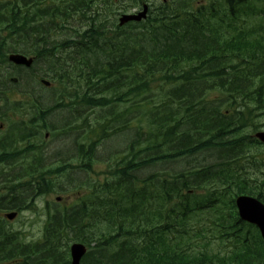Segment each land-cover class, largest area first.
Here are the masks:
<instances>
[{
	"label": "trees",
	"instance_id": "1",
	"mask_svg": "<svg viewBox=\"0 0 264 264\" xmlns=\"http://www.w3.org/2000/svg\"><path fill=\"white\" fill-rule=\"evenodd\" d=\"M106 1H100L104 9L119 2L120 12L145 2ZM252 1L259 5L247 7ZM260 1L226 0L224 8L210 3L178 6L168 0L149 12L140 31L90 26L84 31L72 29L69 38L55 42L50 41L54 34L69 19L84 18L96 1L0 3V24L5 15L12 17L11 31L17 33L21 50L45 59V76L57 89L53 106L41 104L48 105L49 100H37L38 124H47L48 113L59 107L80 103L100 109L95 123L84 121L89 142L77 145L75 157L82 160L78 168L86 171H91V155L104 137L121 133L125 145L122 156L111 159L106 177L84 183L71 203L47 208L41 242L22 244L20 233L7 230L0 219V264H71V240L88 247L80 264H264L258 231L238 219L233 196L218 188L232 184L235 194L256 195L264 201L260 187L264 180L259 185L241 172L248 162L256 169L264 162L250 157L249 145L259 142L244 134L250 124L257 125L256 112L264 111V4ZM22 6L27 9L22 11ZM251 14L257 16V23H249L246 17ZM32 21L37 25L31 31ZM5 55L0 52L3 60ZM23 151L2 149L6 154H0V177L11 183L24 174L34 175L31 198L54 191L65 163L43 174L39 161L29 165L31 171H8ZM201 153H206L203 161L195 158L193 164L178 167L180 161ZM208 159L212 163H206ZM161 164H171L172 171H146ZM142 167L147 174L139 173ZM18 189L14 184L12 190ZM4 199L11 210L27 207L20 196ZM12 199L21 201L12 204ZM244 226L249 230L244 231ZM214 240L231 243V249H212Z\"/></svg>",
	"mask_w": 264,
	"mask_h": 264
},
{
	"label": "rangeland",
	"instance_id": "2",
	"mask_svg": "<svg viewBox=\"0 0 264 264\" xmlns=\"http://www.w3.org/2000/svg\"><path fill=\"white\" fill-rule=\"evenodd\" d=\"M214 1L219 2L220 0H214ZM145 2L151 7V9L152 8L155 9L156 7H159L161 3H164L162 2V0H145ZM199 2L200 4H209L211 0H173V4L177 3L178 6L186 5L187 7L195 6V4ZM220 2L221 3L224 2L226 4L225 1H220ZM121 3L127 4L123 2ZM260 4L263 5L264 1H260ZM256 5L258 6L259 2H250L247 4V7L253 8ZM118 8H119V2L117 3V5L112 6V9H109L107 11L102 6L93 3L90 7V11L86 13L87 19L80 20L79 18H76V17L73 20L69 19L70 27L64 26L62 31L56 32L54 34L53 40L59 41L64 38H69L67 36L73 33L72 29L84 31L86 28L92 26L91 24H95V28H99L98 26L99 24L105 23L102 30L103 29L109 30L113 28L110 26L111 23H113L116 17H118L117 13L120 12L118 11ZM130 8L131 7L126 8L124 13L131 12L132 9ZM108 11H111V12H108ZM256 17L257 16H252L251 14L246 18L248 19L249 23L251 22L257 23L259 19ZM91 19L95 21L93 22L91 21ZM140 29H141L140 26H130V27L127 26V28H125L124 31L137 32ZM128 33H131V32H128ZM99 44H101V42ZM21 48L22 47L20 45L16 44L15 48H11L10 50H21ZM9 53L10 52H7V54ZM62 53L64 54V51ZM44 60H45L44 58H43V61L42 59L37 60L33 64V66L30 68L16 66L10 62H7L6 60L2 61L3 63L0 64V81L4 78L6 79L3 88L7 91L9 95H11L13 100L18 99V97H21L22 95L28 94L32 98V102L35 103L36 105H38L37 100L39 98L40 99L43 98V99L50 101V102L48 101L49 103L48 105H46L45 103L41 101V104L44 107L53 106L56 103L58 99V96L56 93L57 89L54 88L53 85H50V87H45L40 82V80L44 78L48 80L50 83H53V80L50 77L45 76ZM75 67L79 69L80 66L78 64H75ZM81 68L83 67L81 66ZM12 77L17 78V82L15 83L12 82L11 81ZM79 104H74V106L72 105L69 108L61 107L55 111L54 109L51 110L48 113V119H49L47 122L49 126L48 129L41 132L40 138L37 137L35 139L37 140L38 145L40 146V149H38L33 154H29L32 157L31 165L35 166L36 161L40 162V164H38L39 166L37 167H39V170L42 172V174L43 172L45 173L51 168H54L56 166H59L62 163H65V165L67 166L66 171L64 172V174L62 173L55 178V182H56L55 190L39 195L35 199H33V197L31 198L32 196L31 192L33 191L32 189L28 188L26 185L29 183L35 182L34 175H33L34 178H30V176L21 177V178L13 180V182L11 183L7 179H5L4 181V183L7 185L4 188L5 190H9V191L12 190L14 184H17V186L18 185L22 186L21 190L23 191H20L21 192L20 194H23L22 198L25 201L22 200V202L26 203L27 205L26 209L18 212V215L16 216V218L12 221H6L2 217L3 213L8 211L7 209H2L3 211L0 210V217L2 218L4 222V226L7 228V230L12 231V232H20V237L23 238L24 242H34V241H38L41 239L43 225L46 220L47 207L49 205L55 204L54 199L56 196L59 195V196H62L63 198H68L67 202H71L72 200L75 199V196L78 193H80L79 187H81L84 183H87L91 179L102 180L104 177H106V172L109 168V165L112 163L111 159L113 157L122 156L121 152H123L125 148L124 147L125 145L123 142L124 135L119 133L120 135L115 134V135H112L110 137H107L97 142L93 150V153L91 155V158L93 160V163L91 165V171H86V170L78 168L79 165L82 163V160L79 159L78 161H75L76 159L75 156L78 155L77 145L81 143L83 144V143L89 142L88 140L85 139L87 130L84 127V121L86 120L88 124L93 123L96 116L99 115L101 112L99 109H91V108L85 107L83 104H80V105ZM66 122L69 123L68 127H64ZM254 122L257 123L255 127L250 124L248 127L244 129L245 135H252L257 130H264V111L259 110L256 112ZM61 125L64 128H61ZM69 128H71L70 129L71 131L69 130ZM62 129H65L67 131L63 132ZM49 130H52L51 134L49 133ZM45 132H48L47 137L44 136ZM248 148H249L248 149L249 154L256 155V153H260V156L264 158V146L263 145L256 146L254 145V143H252L249 145ZM216 149L220 151V148H216ZM205 154L206 153H203V154L201 153L200 155L197 154L195 156L186 158V160L180 161L178 163L179 164L178 167L183 168V167L193 164V161L195 158H198V161H203L205 159L204 158ZM34 155L39 156V159L36 160L34 158ZM24 163H25L24 160H22L21 162H18V164L15 163V165L12 166L11 168L8 167V171L17 172V170L20 171L21 169H23V167L27 168L30 165V164H24ZM206 163H212V160L210 161L208 159L206 160ZM252 165L253 164L250 162L246 163V165L244 166L245 170L241 172L244 174H247L250 178L255 179L257 181V184L261 185L260 182L264 180V176H263L264 162H262L260 169H256ZM32 169H36V168L33 167ZM161 169L168 171V172L172 171L171 164H164V165L161 164V165H156L155 167L147 170V172L159 171ZM233 169L234 171L236 170V167L234 165H233ZM143 170H146V168L143 167V169H140L139 173H144L145 171ZM146 174H143V175H146ZM45 175L47 176V174ZM257 187L259 186L257 185ZM260 187L264 189V187L262 186ZM218 188L220 190H226L233 197L236 195L235 194L236 191L233 188L232 184L230 185L219 184ZM2 192L4 191L0 190V193ZM15 192H19V191L15 190ZM18 201H21V200L17 199L14 201V203ZM7 206H8L7 202H4V203L0 202V207L5 208ZM246 230L247 229H244V231ZM211 248L215 250H218V249L219 250H224V249L230 250L231 243L225 242V244H222L221 242H217L214 240L212 242Z\"/></svg>",
	"mask_w": 264,
	"mask_h": 264
},
{
	"label": "flooded vegetation",
	"instance_id": "3",
	"mask_svg": "<svg viewBox=\"0 0 264 264\" xmlns=\"http://www.w3.org/2000/svg\"><path fill=\"white\" fill-rule=\"evenodd\" d=\"M25 8L26 7H24V9ZM29 97V95H22L21 97H18V99L13 100L11 95L9 94H7V99H5L4 95L0 96V147L12 148L18 145H22L25 148H29L36 145L37 141L35 139L37 137L35 133L36 126L34 118L32 117L33 110L31 108H26V106L29 107L31 103ZM33 105H35V103ZM19 106H21L22 109H17ZM14 107L16 110L14 109ZM1 154L6 153L1 152Z\"/></svg>",
	"mask_w": 264,
	"mask_h": 264
},
{
	"label": "water",
	"instance_id": "4",
	"mask_svg": "<svg viewBox=\"0 0 264 264\" xmlns=\"http://www.w3.org/2000/svg\"><path fill=\"white\" fill-rule=\"evenodd\" d=\"M148 7L143 5L140 12L136 14H125L120 18V24L127 22L129 20L139 21L146 17ZM9 59L15 63H22L25 65H30L32 59L25 58L21 55H11ZM47 84V82H44ZM261 141L264 142V131L257 132L255 134ZM236 205L239 211V215L243 220L256 224L261 232L262 238L264 239V204H262L258 199L249 196H239L236 198ZM15 213L7 214V217L12 219ZM86 248L80 243H74L70 247V254L72 264H79L81 257L84 255Z\"/></svg>",
	"mask_w": 264,
	"mask_h": 264
},
{
	"label": "bare ground",
	"instance_id": "5",
	"mask_svg": "<svg viewBox=\"0 0 264 264\" xmlns=\"http://www.w3.org/2000/svg\"><path fill=\"white\" fill-rule=\"evenodd\" d=\"M104 33V32H103ZM180 33V32H179ZM41 34V33H40ZM46 34V33H45ZM102 36V35H101ZM104 39V38H103ZM81 46V45H80ZM107 47V46H106ZM84 48V47H83ZM100 49V48H99ZM106 50V49H105ZM51 51V50H50ZM101 51V50H100ZM107 51V50H106ZM133 51V50H132ZM71 52V51H70ZM69 53V52H68ZM70 54V53H69ZM79 54V53H78ZM105 54V53H104ZM107 54V53H106ZM103 55V54H102ZM70 57V56H69ZM76 57V56H75ZM58 58V57H57ZM64 58V57H63ZM76 60V59H75ZM66 61H68V60H66ZM75 64V63H74ZM73 67V66H72ZM154 67V66H153ZM83 69V68H82ZM158 70V69H157ZM55 73V72H54ZM83 74V73H82ZM89 74V73H88ZM140 75V74H139ZM49 76V75H48ZM96 77V76H95ZM129 77V76H128ZM59 78V77H58ZM76 78V77H75ZM85 78V77H84ZM179 78V77H178ZM64 79V78H63ZM122 83V82H121ZM172 84H175V82L174 83H172ZM38 86V85H37ZM69 86V85H68ZM80 86V85H79ZM85 86V85H84ZM70 87V86H69ZM78 88V87H77ZM91 89V88H90ZM71 90H73V89H71ZM79 91H81V90H79ZM106 91V90H105ZM96 93V92H95ZM94 94V93H93ZM167 94V93H166ZM28 95V94H27ZM92 95V94H91ZM116 95V94H115ZM30 96V95H29ZM34 96V95H33ZM63 96V95H62ZM113 96V95H112ZM39 97V96H38ZM71 97V96H70ZM40 99V98H39ZM164 100V99H163ZM167 100V99H166ZM161 101V100H160ZM181 101H184V100H181ZM114 102H116V101H114ZM173 102V101H172ZM166 104V103H165ZM172 104V103H171ZM183 104V103H182ZM8 106V105H7ZM57 106H59V105H57ZM82 106V105H81ZM94 107V106H93ZM107 107H108V104H107ZM159 107V106H158ZM161 107V106H160ZM193 107V106H192ZM60 108V107H59ZM130 108V107H129ZM156 108V107H155ZM179 108V107H178ZM13 109V108H12ZM14 109H15V107H14ZM18 109H19V107H18ZM16 110V109H15ZM20 110V109H19ZM100 110V109H99ZM189 111H191V110H189ZM21 112V111H20ZM124 112V111H123ZM135 112V111H134ZM133 112V113H134ZM206 112V111H205ZM7 113V112H6ZM105 113V112H104ZM125 113V112H124ZM123 113V114H124ZM127 113V112H126ZM180 113V112H179ZM185 113H187V112H185ZM204 113V112H203ZM178 114V113H177ZM183 114H184V112H183ZM208 114V113H207ZM128 115V114H127ZM202 115V114H201ZM200 115V116H201ZM1 116V115H0ZM3 116H4V113H3ZM116 116V115H115ZM124 116V115H123ZM24 117V116H23ZM194 117V116H193ZM78 118V117H77ZM119 118V117H118ZM185 118V117H184ZM116 119V118H115ZM115 119H114V121H115ZM175 119V118H174ZM41 120V119H40ZM179 120V119H178ZM189 120V119H188ZM75 121H76V119H75ZM110 121V120H109ZM117 122H118V119L116 120ZM180 121V120H179ZM186 121V120H185ZM198 121V120H197ZM39 122V121H38ZM73 122V121H72ZM112 122V121H111ZM95 123V122H94ZM108 123H110V122H108ZM180 123V122H179ZM182 123H183V121H182ZM232 123H235V122H233L232 121ZM23 124V123H22ZM45 124V123H44ZM68 122H66L65 123V126L64 127H68ZM181 124V123H180ZM26 125V124H25ZM62 125H64V124H62ZM61 125V128H64L63 126ZM106 125V124H105ZM232 124H230V126H231ZM91 126V125H90ZM163 126V125H162ZM174 126V125H173ZM57 127V126H56ZM59 127V126H58ZM108 127V126H107ZM125 127H127V126H125ZM129 127V126H128ZM228 127V126H227ZM28 128V127H27ZM176 128H177V125H176ZM179 128V127H178ZM57 129V128H56ZM59 129V128H58ZM66 129V128H65ZM65 129H62V131L63 132H65V131H67V130H65ZM75 129V128H74ZM127 129H129V128H127ZM21 130V129H20ZM61 130V129H60ZM70 130V129H69ZM115 130V129H114ZM119 130V129H118ZM133 130V129H132ZM173 130H175L174 128H173ZM212 130V129H211ZM230 130V129H229ZM71 131V130H70ZM94 131V130H93ZM116 132V131H115ZM119 132V131H118ZM197 132H198V130H197ZM233 132V131H232ZM67 133V132H66ZM132 133V132H131ZM171 133H172V131H171ZM226 133H228V132H226ZM112 134V133H111ZM114 134V133H113ZM112 134V135H113ZM140 135H142V134H140ZM228 135H230V134H228ZM104 136V135H103ZM136 136V135H135ZM179 136V135H178ZM217 136V135H216ZM227 136V135H226ZM102 137V136H101ZM219 137V136H218ZM223 137V136H222ZM31 138V137H30ZM104 138H106V137H104ZM157 138V137H156ZM175 138V137H174ZM173 138V139H174ZM177 138V137H176ZM23 139V138H22ZM25 139V138H24ZM217 139V138H216ZM99 140V139H98ZM175 140V139H174ZM210 140H212V139H210ZM20 141H21V139H20ZM28 141V140H27ZM167 141V140H166ZM165 141V142H166ZM173 141V140H172ZM13 143V142H12ZM15 143V142H14ZM27 143V142H26ZM162 143H164V142H162ZM168 143H170V142H168ZM10 144V143H9ZM17 144V143H16ZM214 144V143H213ZM213 144H211V145H213ZM231 144V143H230ZM208 145H210V144H208ZM215 145V144H214ZM224 145V144H223ZM233 145V144H232ZM204 146V145H203ZM4 147H5V145H4ZM180 147V146H179ZM0 148H2V147H0ZM198 148V147H197ZM205 148H206V146H205ZM207 148H210V147H208L207 146ZM6 150L7 148H3V150ZM10 149V148H9ZM207 150V149H206ZM89 152V151H88ZM191 153H193V152H191ZM17 154V153H16ZM21 154V153H20ZM45 154V153H44ZM185 154H186V152H185ZM187 154H188V152H187ZM18 155V154H17ZM60 155V154H59ZM58 155V156H59ZM175 155V154H174ZM181 155H182V153H181ZM213 155V154H212ZM100 156V155H99ZM173 156V155H172ZM14 157H16V156H14ZM85 157V156H84ZM101 157V156H100ZM110 157H112V156H110ZM109 157V158H110ZM169 157H171V156H169ZM173 157H178L177 155H175V156H173ZM54 158V157H53ZM136 158V157H135ZM164 158H166V157H164ZM104 159V158H103ZM157 159H159V158H157ZM161 159V158H160ZM211 159V158H210ZM214 159V158H213ZM134 159H132V161H133ZM156 160V159H155ZM122 161V160H121ZM149 161V160H148ZM152 161V160H151ZM151 161H150V163H151ZM157 161V160H156ZM211 161V160H210ZM132 163V162H131ZM134 163V162H133ZM149 163V162H148ZM9 164V163H8ZM121 164V163H120ZM140 164H142V163H140ZM144 164H146V165H148V166H150L149 164H147V161L146 162H144ZM143 164V165H144ZM116 165V164H115ZM123 165V164H122ZM121 165V166H122ZM139 165V163L138 164H136V166H138ZM119 166V165H118ZM12 167V166H11ZM10 167V168H11ZM131 167V166H130ZM141 167V166H140ZM166 167V166H165ZM169 167V166H168ZM9 168V169H10ZM84 168H85V166H84ZM132 168H133V165H132ZM143 168V167H142ZM73 169V168H72ZM134 169V168H133ZM135 169H137V168H135ZM164 169V168H163ZM71 170V169H70ZM75 170V169H74ZM139 170V169H138ZM134 171V170H133ZM147 171V170H146ZM78 172V171H77ZM130 172H131V170H130ZM144 173H146V172H144ZM64 174V173H63ZM77 174V173H76ZM114 174V173H113ZM123 174V173H122ZM121 174V175H122ZM185 174V173H184ZM187 174V173H186ZM194 174H195V172H194ZM26 174H24V176H25ZM128 176V175H127ZM126 175H125V177H127ZM193 176V175H192ZM129 177V176H128ZM155 177V176H154ZM184 177V176H183ZM188 177V176H187ZM195 177V176H194ZM179 178V177H178ZM151 179H153V178H151ZM181 179H183L182 177H181ZM186 179V178H185ZM72 181V180H71ZM120 186V185H119ZM114 192V191H113ZM112 192V193H113ZM133 196V195H132ZM83 216V215H82ZM241 230V229H240ZM10 245V244H9ZM12 249V248H11ZM38 256V255H37ZM35 259V258H34ZM31 260V259H30Z\"/></svg>",
	"mask_w": 264,
	"mask_h": 264
}]
</instances>
